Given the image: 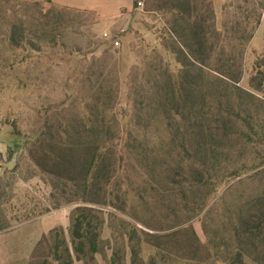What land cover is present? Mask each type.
Masks as SVG:
<instances>
[{
    "label": "trees",
    "instance_id": "obj_1",
    "mask_svg": "<svg viewBox=\"0 0 264 264\" xmlns=\"http://www.w3.org/2000/svg\"><path fill=\"white\" fill-rule=\"evenodd\" d=\"M44 1L52 4V0ZM151 4V11L166 20L169 39L174 42L172 35L178 39L180 47L171 54L182 64L176 72L166 64L158 80L149 83L146 107L156 108L158 114L138 116L139 121L145 119L149 124L154 119L166 124L168 132L159 149L145 145L146 138L139 141L123 128L113 111L115 90L106 92L101 83L89 88L78 110L47 113L30 136L22 137L16 128L13 130L8 162L17 164L16 155L28 147L45 148V156L33 157L36 166L50 177L53 190L52 204L44 212L76 205L70 212L68 234L55 228L45 236L40 245L45 244L46 250L36 264H95L108 248V264H126L128 254L131 264H201L197 260L201 241L195 231L191 241L181 244L177 238L186 229L158 235L139 228L143 225L151 229L143 217L163 203L162 191L168 178L175 175L178 181L174 183L182 188L176 189L180 199L171 209H181L182 223H190L206 210L211 196L224 182L229 184L248 172L264 173V100L238 86L244 49L260 25V17L250 31L242 34L243 26L237 23V37L234 33L230 39L235 51L229 52L223 33L209 23L210 1L152 0ZM137 5L134 0V8ZM245 18L248 23V16ZM20 28L13 26L12 46H20L16 37ZM260 67L256 62L255 70ZM257 72L261 79L254 90L262 94L264 73L260 69ZM242 143L261 149L256 155L258 163L251 171L243 165L220 176L221 165L235 157L234 150ZM163 151L164 157L160 156ZM242 153L239 151L238 157ZM141 176L146 178L139 184L136 179ZM184 183L189 184L185 190ZM201 187L207 189L203 199ZM5 188L0 175V233L12 228L3 209L9 200ZM238 214L242 217L233 229L236 243H221L228 255L227 264H246L247 250H264V198L257 206L239 209ZM27 217L22 222L29 220ZM107 221L111 244L103 239ZM187 250L193 258L186 257ZM260 262L264 264V260Z\"/></svg>",
    "mask_w": 264,
    "mask_h": 264
},
{
    "label": "rangeland",
    "instance_id": "obj_2",
    "mask_svg": "<svg viewBox=\"0 0 264 264\" xmlns=\"http://www.w3.org/2000/svg\"><path fill=\"white\" fill-rule=\"evenodd\" d=\"M60 1L68 6L83 5L81 0ZM86 1H90L92 7L100 6L95 0ZM136 1H141L142 7L137 5L130 23H117L109 29L108 39L104 37L105 33L99 34L95 30L99 18L94 12L60 7L53 2L50 5L44 0H0V175L6 187L5 198L9 199L3 209L12 225L10 230L0 233V264L40 263L46 250L45 244L40 245L43 238L55 228H62L68 234L70 212L76 206L44 212L52 204L53 190L50 177L36 166L33 157L45 156V148L28 147L16 155L17 164L13 160L8 162L7 149L15 128L22 137L30 136L40 128L47 113L54 115L56 110L66 108L78 110L76 107L89 95V88L101 83L106 92L115 90L113 111L122 120L125 130L139 141L146 138L148 141L143 142L151 148H158L161 139L166 137L168 129L164 122L154 119L155 122L149 124L145 119L139 121L138 116L158 114L156 108L146 107L147 97H150L148 86L158 80L157 75L166 64L175 72L181 68L178 56L171 54L180 46L174 35V42L169 39L170 30L162 14L151 11L152 0ZM207 1L211 2L209 23L215 24L217 31L223 33L229 52L235 51L230 39L234 33L237 37V23L243 27L249 25L247 29L241 28L239 34H242L250 31L260 17V25L244 49L243 75L238 86L254 91L263 102L264 88L262 94L254 89L261 79L257 70L264 73V0ZM13 26L22 28L16 31L19 47L10 42ZM111 38L119 39V48L113 47ZM256 62L261 67L255 70ZM237 148L235 157L221 165L223 173L220 176L243 165L251 171L258 163L256 155L260 148L243 143ZM239 151L243 153L238 157ZM162 155L164 157V151ZM262 172H248L229 184L224 182L219 192L211 196L206 210L190 223H182L181 209H171L181 194L176 191L180 185L174 183L178 178L172 174L163 187V203L143 217L151 229L143 225L139 228L158 235L186 229L177 238L181 244L191 241V233L195 231L201 241L197 260H201V264H227L225 257L228 255L221 243H233L234 246L237 237L233 235V229L238 226L239 209L257 206L264 198ZM144 178L141 176L136 180L142 184ZM182 185L183 190L189 187L188 183ZM205 190L201 187V199ZM108 213L105 212L106 218ZM27 216L29 220L22 222ZM40 227L45 229V235L26 258L23 253L30 250ZM230 238L233 241L229 242ZM103 239L106 243L112 242L108 221ZM110 255L108 248L104 256L97 257L95 264H108ZM245 255L246 264H263L260 261L264 260V250L250 249ZM186 257L193 258L188 250ZM75 264L83 263L76 261ZM126 264H131L129 254Z\"/></svg>",
    "mask_w": 264,
    "mask_h": 264
},
{
    "label": "crops",
    "instance_id": "obj_3",
    "mask_svg": "<svg viewBox=\"0 0 264 264\" xmlns=\"http://www.w3.org/2000/svg\"><path fill=\"white\" fill-rule=\"evenodd\" d=\"M53 3L57 4L60 7L78 9L82 11L94 12L99 21L95 26L97 33L104 34L107 33L117 23H125L127 25L130 23L133 17L134 0H95L94 2H100L99 7H92L89 5L90 1L81 0V6H68L64 1L52 0ZM40 231L37 234V237L34 239L33 244L27 253L24 256L27 258L28 255L33 252L35 246L38 244L39 240L45 235V229L40 227Z\"/></svg>",
    "mask_w": 264,
    "mask_h": 264
},
{
    "label": "built area",
    "instance_id": "obj_4",
    "mask_svg": "<svg viewBox=\"0 0 264 264\" xmlns=\"http://www.w3.org/2000/svg\"><path fill=\"white\" fill-rule=\"evenodd\" d=\"M142 5H143V3L141 1H139L138 6L142 7ZM104 37L110 39V35L108 33H105ZM111 43H112L113 47H115V48L120 47V41L118 38H111Z\"/></svg>",
    "mask_w": 264,
    "mask_h": 264
}]
</instances>
